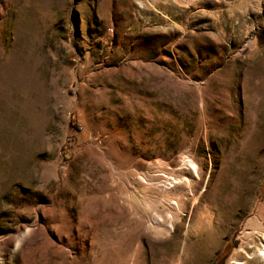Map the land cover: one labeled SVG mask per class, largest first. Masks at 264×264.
<instances>
[{"label": "rangeland", "instance_id": "obj_1", "mask_svg": "<svg viewBox=\"0 0 264 264\" xmlns=\"http://www.w3.org/2000/svg\"><path fill=\"white\" fill-rule=\"evenodd\" d=\"M228 242L222 264H262L264 0H0V264H219Z\"/></svg>", "mask_w": 264, "mask_h": 264}, {"label": "bare ground", "instance_id": "obj_2", "mask_svg": "<svg viewBox=\"0 0 264 264\" xmlns=\"http://www.w3.org/2000/svg\"><path fill=\"white\" fill-rule=\"evenodd\" d=\"M181 167L182 168H188L190 169L193 173L196 172V164L190 160V159H186L183 158L181 160ZM143 181V180H141ZM177 183H184V184H189V180L187 178H182V179H174V178H170L168 182L165 183H160L161 184V190L164 193H173L176 191L177 188H175ZM179 202L178 201H170V207L174 210H179ZM173 218H174V214L173 213H168L167 216L163 219H159L158 216H154V221L155 224L157 226H164L168 231H171L173 229ZM257 246V245H256ZM249 255L247 254V251L245 249L244 246H240L235 254V256L231 259V264H247V260L242 259L241 257L243 255ZM254 257L257 260H260L262 262V264H264V244H261V247H256L254 250ZM250 257V256H248ZM259 261V262H260Z\"/></svg>", "mask_w": 264, "mask_h": 264}, {"label": "trees", "instance_id": "obj_3", "mask_svg": "<svg viewBox=\"0 0 264 264\" xmlns=\"http://www.w3.org/2000/svg\"><path fill=\"white\" fill-rule=\"evenodd\" d=\"M230 243L228 242L224 248L222 249V251L220 252V256H221V259L219 260V264H222V261H223V258L227 255V246L229 245Z\"/></svg>", "mask_w": 264, "mask_h": 264}]
</instances>
